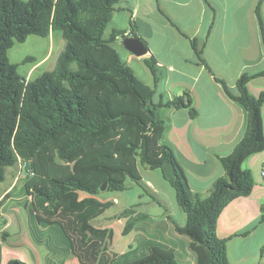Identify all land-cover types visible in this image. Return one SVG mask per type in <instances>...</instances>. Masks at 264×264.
Segmentation results:
<instances>
[{
    "label": "trees",
    "instance_id": "1",
    "mask_svg": "<svg viewBox=\"0 0 264 264\" xmlns=\"http://www.w3.org/2000/svg\"><path fill=\"white\" fill-rule=\"evenodd\" d=\"M121 0H0V181L7 166L28 161L23 191L30 232L49 251L48 263L59 264L73 253L80 264H230L226 239L216 231L218 217L233 199L248 195L254 179L242 162L264 150L262 104L264 93L253 96L247 84L264 69L244 73L236 81V92L215 77L227 94L246 110V126L233 150L220 161L224 173L209 193H194L177 149L163 140L165 120L161 107L185 108L192 117L197 110L188 92L155 102L153 88L141 80L121 58L112 42L124 30L105 29ZM256 15L264 46V25ZM59 32L65 43L53 69L31 79L18 72V63L8 58V49L28 35L42 37ZM130 34H135L132 30ZM141 39V38H140ZM146 45L145 41L141 39ZM192 46L196 43L191 39ZM199 61L209 68L200 52ZM27 56L24 61L32 60ZM155 82L159 79L153 57L145 58ZM138 165L157 170L175 194L185 222L172 220L174 231L188 239L193 262L168 243L136 233L134 245L112 252L106 239L112 228L92 221L115 205L97 197L105 191H123L126 177L141 186ZM80 193L87 196L80 197ZM149 197L163 205L157 197ZM168 218L172 219L170 215ZM135 219L122 229L126 234ZM6 220H1V226ZM45 225L46 232L37 230ZM59 227L68 244L54 240ZM38 231L41 234L38 233ZM2 231L0 238L6 239ZM1 264V251H0ZM5 264H29L10 258Z\"/></svg>",
    "mask_w": 264,
    "mask_h": 264
},
{
    "label": "crops",
    "instance_id": "2",
    "mask_svg": "<svg viewBox=\"0 0 264 264\" xmlns=\"http://www.w3.org/2000/svg\"><path fill=\"white\" fill-rule=\"evenodd\" d=\"M259 1L264 25V0H121L112 11L109 30L105 29V37L112 29L124 30L125 35L133 30L145 41L148 52L142 56L127 50L120 37L111 44L134 73L153 88L155 102L189 93L197 110L195 117L185 108L172 106L161 107L160 114L165 120L163 140L170 142L182 156L188 184L200 197L207 196L215 179L224 173L220 156L233 150L243 135L247 119L245 108L227 94L215 77L222 79L235 93L240 75L264 69V46L256 15ZM191 39L196 43L195 48ZM197 52L209 68L199 61ZM149 57L156 62L157 82L145 62ZM247 87L253 96L264 93V75L253 77ZM262 117L264 129V103ZM242 167L252 172V191L224 207L216 231L226 239L230 264H264V150L246 157ZM138 169L141 184L162 202L163 207L154 212L139 210L138 206L147 204L142 194L125 203V215L130 220L135 219L133 237L142 233L162 240L193 262L187 248L188 239L174 231L172 220L183 224L186 218L176 203L174 190L164 184L155 170L141 165ZM10 179V184L0 192V214L4 216L0 219L6 220L2 229L7 236L10 234L9 214L3 209L20 178L11 170ZM18 192L14 200L26 206L29 197L24 191L20 197L22 193ZM87 195L80 193V197ZM118 197L107 195L100 199L113 200L116 205L123 201ZM170 198L175 201L171 206ZM17 224L18 230L27 231V225L30 231L28 218L26 225ZM36 227L46 232L41 225ZM64 242L65 239L62 244ZM44 256L48 259L47 254ZM2 261L1 256V264Z\"/></svg>",
    "mask_w": 264,
    "mask_h": 264
},
{
    "label": "rangeland",
    "instance_id": "3",
    "mask_svg": "<svg viewBox=\"0 0 264 264\" xmlns=\"http://www.w3.org/2000/svg\"><path fill=\"white\" fill-rule=\"evenodd\" d=\"M107 30H109V25L106 27V31ZM64 43L65 40L59 32H52L46 37L31 34L28 35L23 42H14L12 47L8 49V58L10 61L18 63V72L21 75L25 76L26 79H31L43 71L51 70L54 68L57 56L63 48ZM118 49L123 54V50L120 47H118ZM27 56H31L33 57V59L24 61ZM11 170H13L15 174L18 172V162L15 165L6 167L5 178L3 181H0V192L10 184ZM155 171L159 176V172L157 170ZM19 178L20 179H18L16 189L13 190L10 194L9 199L6 203L7 205L5 206L6 208L3 209L4 211L6 209L8 211L7 213L9 214L8 219L10 221V225L8 229L10 234L6 237V239L0 238V251L3 258L2 264H5L6 261L10 258H18L26 262L29 261L32 264H49L48 259L44 256L45 254H47L49 257V251L46 247V244L37 242L32 236V233L27 228L26 222L28 216L26 206L17 203L16 201H19L18 199L14 200V195L19 194L18 191L22 193L21 195H19L20 197H22L23 195L24 177L21 176ZM124 183L127 186V189L123 191L103 190L98 194V196L101 198H105L107 195H115L117 197L121 196V200L123 201L112 206L111 208L106 210L102 216L92 221V223L96 226L112 228V237L110 239H106V246L108 250L112 252L127 250L131 245L134 244L132 238V229L129 230L126 234H122V229L130 220L129 216L125 215V213L127 212V207L124 206L126 205L125 203L135 200V195L142 194L145 200H147V204L138 206L139 210H148L150 212H154L160 210L163 207V205H159L149 197L150 191L146 187L143 188L137 185L130 177H126ZM164 184H166V186L173 190L167 183ZM168 201L170 206L172 205V203L175 204V201L172 198H170ZM0 216L2 219L4 218L2 214H0ZM12 216L18 219L14 220L11 218ZM18 222L21 226L26 225L27 231L23 232L22 228L18 230ZM41 226L43 228H46L45 225ZM55 228L56 231L53 233L54 240L62 244L65 239L64 243L67 245L68 242L62 234L60 228L58 226ZM38 233L40 235H44L39 231ZM59 264L80 263L73 253L68 252L61 259Z\"/></svg>",
    "mask_w": 264,
    "mask_h": 264
},
{
    "label": "water",
    "instance_id": "4",
    "mask_svg": "<svg viewBox=\"0 0 264 264\" xmlns=\"http://www.w3.org/2000/svg\"><path fill=\"white\" fill-rule=\"evenodd\" d=\"M123 46L136 56L145 55L148 52L147 46L143 43L139 36L127 34L121 38ZM105 189V184L101 185L100 190Z\"/></svg>",
    "mask_w": 264,
    "mask_h": 264
},
{
    "label": "built area",
    "instance_id": "5",
    "mask_svg": "<svg viewBox=\"0 0 264 264\" xmlns=\"http://www.w3.org/2000/svg\"><path fill=\"white\" fill-rule=\"evenodd\" d=\"M31 171H29L28 169V161L27 160H22L19 159L18 160V172H17V176L21 177V176H27L30 175ZM3 231L2 226H1V219H0V233Z\"/></svg>",
    "mask_w": 264,
    "mask_h": 264
}]
</instances>
